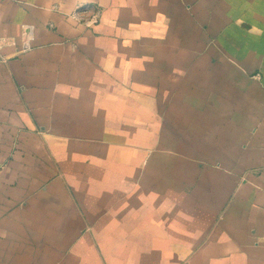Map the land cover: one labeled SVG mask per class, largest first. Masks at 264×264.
<instances>
[{"label": "crops", "instance_id": "obj_1", "mask_svg": "<svg viewBox=\"0 0 264 264\" xmlns=\"http://www.w3.org/2000/svg\"><path fill=\"white\" fill-rule=\"evenodd\" d=\"M0 264H264V0H0Z\"/></svg>", "mask_w": 264, "mask_h": 264}, {"label": "built area", "instance_id": "obj_2", "mask_svg": "<svg viewBox=\"0 0 264 264\" xmlns=\"http://www.w3.org/2000/svg\"><path fill=\"white\" fill-rule=\"evenodd\" d=\"M74 17L77 18L80 21H83L87 26L93 27L95 26L101 16V10L98 8H95L92 5H83L80 6L75 12H74ZM25 31L29 33L31 31V28L26 27Z\"/></svg>", "mask_w": 264, "mask_h": 264}]
</instances>
